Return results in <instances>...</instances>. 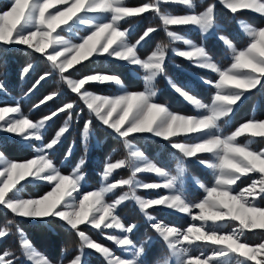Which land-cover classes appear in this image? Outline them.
<instances>
[{"label": "snow or ice", "instance_id": "6c2138e0", "mask_svg": "<svg viewBox=\"0 0 264 264\" xmlns=\"http://www.w3.org/2000/svg\"><path fill=\"white\" fill-rule=\"evenodd\" d=\"M233 14L241 10H252L264 16V0H220ZM164 4H179L188 9L185 14H171L162 9ZM155 13L172 41H182L186 50L173 48L172 51L192 65L210 70L217 75L213 81L203 80L211 85L214 95L210 104L202 103L189 91L169 80L173 89L196 109L203 110L199 115H182L171 111L165 104L156 102L157 78L166 74L168 44H158L154 51L142 59L138 55L141 42L154 27H148L135 41L129 42L130 29L122 24L145 13ZM240 26L248 38L245 47L237 48L226 36H221L231 51V63L222 67L206 51L205 47L170 30V26H192L202 34H208L215 27V5L209 3L203 11H197L196 0H150L140 6H128L127 0H9L5 10L0 11V48L22 45L33 53L46 57L49 71H45L35 81L31 93L42 81L58 74L72 93L87 107L90 114L111 129L128 149L127 156L115 162L111 158L105 162L102 183L98 189L83 191L86 159L81 158L70 174H63L54 162L53 155L58 143L69 130L74 102L66 103L56 111L33 121L22 112L19 102L14 106L0 107V132L12 134L13 144L20 150H33L35 155L22 162L8 159L0 150V206L19 217L39 219L43 224H51L59 219L66 227L75 231L80 239L78 254L69 264H84L85 249L100 254L107 264H143L146 255L145 244L139 246L131 238L135 225L123 223L118 207L125 201L134 200L140 211L150 221H155L149 210L165 207L187 214L192 223L184 229L169 226L161 221L151 224L155 232L166 242L175 264H264V241L251 245L243 241L246 230H264V207L259 206L257 197L264 198V150L256 151L248 143H240L238 138L248 135L251 138H264V120L250 119L240 124L234 131L224 134L222 122L233 113L234 106L250 89H255L264 81V26H254L243 20ZM79 27L84 35L76 40L62 35L72 33ZM107 55L118 61L138 67L143 71L144 88L128 90L123 80L115 74L95 73L81 79H72L69 70L90 57ZM33 68L29 63L22 70L28 74ZM90 83H108L118 88L114 95H97L85 87ZM5 87L0 80V90ZM194 89L189 81L186 85ZM27 95V93H26ZM58 91H53L35 107L53 100ZM67 112L68 119L55 132L50 142L43 141L49 122L60 113ZM92 121L83 126L85 148L92 132ZM151 134L167 141L181 159L176 174L166 171L149 160L141 151L134 150L130 137ZM33 141L40 146L33 148ZM194 141V142H189ZM5 147L0 140V149ZM71 148L65 155H71ZM207 154L211 159H201ZM195 158L211 169L214 177L212 186L203 183L199 187L205 195L198 202L191 201L181 186V176L185 168L183 160ZM130 168L131 175L126 179L109 182L115 170ZM141 173L155 174L162 182H142L137 179ZM258 174L246 188L236 191L235 186L243 176ZM23 182V183H22ZM44 184L50 187L38 198H22L24 185ZM124 189L115 199L110 194ZM166 190V195L155 198H142L137 190ZM198 210V211H195ZM228 222H238L231 231L223 226ZM9 224L12 222L9 221ZM81 225L95 230H118L120 234L106 238L117 245L130 258L117 255L111 248L98 243L81 230ZM19 231V230H18ZM11 228L0 229V238L10 234ZM23 256L32 264H51L40 254L20 231ZM192 247L210 248L211 254L191 255ZM9 251L0 254V264H13ZM162 264H171L165 258Z\"/></svg>", "mask_w": 264, "mask_h": 264}, {"label": "trees", "instance_id": "16d2710c", "mask_svg": "<svg viewBox=\"0 0 264 264\" xmlns=\"http://www.w3.org/2000/svg\"><path fill=\"white\" fill-rule=\"evenodd\" d=\"M140 0H129V3H136ZM205 0L203 3L208 2ZM9 0H0V10L6 9L8 6ZM204 5V4H203ZM168 8L172 12L180 13L183 11V8L180 6L170 5ZM231 11L226 7L222 6L219 3L215 4V23H228L229 27H233L232 24V15ZM241 16L247 21L255 24L262 25L264 18L257 16L248 11H239L236 16ZM149 16V12L144 15L143 20H146V23L154 22L160 24L158 18H145ZM145 24H140L137 26L136 30L129 34L133 38H136L144 29ZM217 30H224L221 26H216ZM196 37V40L199 41V36L194 32L192 34ZM230 36H233L230 34ZM234 37V36H233ZM238 41H241L243 37L239 35L238 38H235ZM158 41H165V34L163 30L159 27L154 31L150 37H148L142 45L138 48V55L144 57L148 54L155 46ZM203 46L206 51L213 57L221 56V51L219 50V43L215 41L214 36H208L204 40ZM168 61H166V74L169 76L175 83L181 85L183 88L188 90L192 95L199 97L204 101H209L212 93V86L209 84H203L200 81H197L196 78L192 76L198 75L204 78H212L214 74L200 69L191 63L187 62L183 57L179 55L170 54L168 56ZM29 63L33 65V68L28 74L22 75V70ZM77 67L73 70H70L68 74L70 76H75L81 74V72L90 71V72H101L107 74H115L119 76L124 84L131 90H139L143 86L142 79L139 75L135 76L130 73L128 70V64L121 63L120 61L114 60L112 58L104 59V57L89 58L86 61H82L80 64L76 65ZM4 70L5 73L2 74L4 82V90L7 93H11L15 96L22 95L28 92V89L32 87L35 81L42 75L45 71H49L46 59H44L41 54L33 53V51L26 46L13 45L9 47L0 48V71ZM1 73V72H0ZM191 73V76H189ZM67 74V73H66ZM67 74V75H68ZM192 81L196 87L194 89H189L186 87L187 83ZM158 83L161 86L156 97V101L159 103L165 104L170 110L182 114H191L193 113V108L173 89L164 85L163 79L160 77ZM262 87V99L261 104L253 110V114L258 117L264 116V82L261 83ZM87 88L92 89L93 91L100 93H109L113 91V84L108 83H90L87 85ZM53 91H58V95L53 98L51 101H47L45 104L40 105L38 108L35 105L44 99L45 96L50 95ZM256 96V91H251L246 98L235 108L232 113V118L229 123V128H232L237 122H242L246 120L251 112V107L255 106L254 97ZM75 98L74 94L69 92L66 87L59 81L57 74L53 73L51 76L47 77L45 81H42L40 85L36 87L26 98H20L19 103L20 107L31 119H37L43 115H47L58 108H61L64 104L70 102ZM3 99L0 102L6 101ZM80 108V106H79ZM78 108V109H79ZM81 112L76 113V109L72 110V118L77 116L76 119V128L73 126L69 128L68 132L62 138L55 148L53 155L54 162L59 166L62 172H67L71 165L74 163V160L79 156L83 155L82 147V128L85 122L89 119L92 121V136L93 143L88 152V157L86 158V164L82 170L85 171L86 175L93 182L89 183V186H94L98 183L97 173L98 170L105 158V156L113 148H122L121 139L115 136L112 132H109L101 124L96 122L95 119L91 118L87 113L85 108L80 109ZM67 116V112L60 113L54 117L46 127L44 132V139H49L51 135L59 128L61 122ZM228 128V129H229ZM81 135V137H79ZM132 140L137 142L146 152V154L159 162L158 156L155 155V150L162 147L161 143L158 140L146 138V143H143V138L141 135H136L130 137ZM0 140L3 141L5 147L1 149L6 155L12 157L13 159H21L30 155L32 152L31 149L26 151H20L12 142V139L2 138L0 134ZM74 142V149L71 151V155L63 161L67 149L70 146V143ZM117 149L115 153L117 152ZM114 152L110 154L111 157H114ZM83 157V156H82ZM81 157V158H82ZM199 173L203 178L205 177L203 171L198 169ZM206 174V173H205ZM208 174V173H207ZM207 178V175L205 179ZM247 181V179H243ZM242 181V183H243ZM46 185L44 184H35L28 183L24 185L23 191H30V193H39L44 190ZM26 195V194H25ZM201 195V190L193 188V191L190 193V197L194 198ZM258 203L261 206H264V198H258ZM156 215L162 213L163 219L165 221L176 224L177 226H184V223L187 221L185 216L177 215L174 213H164L162 210L154 209ZM119 215L122 219L127 222L129 219L136 220L141 219L136 210L135 205H130L129 203H124L120 206L118 210ZM12 223L9 224L8 222ZM131 221V220H130ZM138 228L146 229L148 228L145 221ZM54 225V226H53ZM4 227H10L11 232L4 238H0V254L5 251H9L11 256L7 259L13 260V264H27L24 260L19 258L20 255V244L18 239V233L16 229H22L26 232L27 238L30 240L32 245L43 252V254L51 261L63 263L64 261L70 260L74 255L78 253L79 237L75 231L66 227L62 222L56 220L51 224H43L40 221H33L28 218L19 217L11 213L10 210H7L5 207L0 206V229ZM82 229L88 231L93 238L98 241L109 244L107 240L100 236L93 235L87 227L83 226ZM137 231L136 234H132L131 238L137 243L142 242L143 240L139 238L143 232L142 230ZM149 229V228H148ZM244 239L250 244H258L264 240V230H247L244 235ZM160 241L155 239L151 244L149 250H147L146 255L143 257L144 264H152L155 260L154 257L159 255ZM102 257L94 253H90L87 257L85 264H106L102 261ZM253 264V263H249Z\"/></svg>", "mask_w": 264, "mask_h": 264}, {"label": "rangeland", "instance_id": "374dc122", "mask_svg": "<svg viewBox=\"0 0 264 264\" xmlns=\"http://www.w3.org/2000/svg\"><path fill=\"white\" fill-rule=\"evenodd\" d=\"M205 0H196V4H197V11H203L204 8L209 4V3H213L214 5L216 3H219L221 4L222 6H224L222 3H220V0H209L208 2L206 3H203ZM150 2V0H140L136 3H129V0H127V4L128 6H140L144 3H148ZM204 4V5H203ZM170 5H174V6H180L183 8V11L180 12V13H176V12H172L168 6ZM225 7V6H224ZM162 9L163 11L165 12H169L171 14H185L188 9L184 6H181L179 4H164L162 5ZM5 9H1L0 11H3ZM242 11V10H241ZM244 11H248V12H251L252 14H255L257 16H261L264 18V16L258 14V13H255L254 11L252 10H244ZM147 14V13H145ZM141 15L139 17H136V18H132L130 19L128 22L126 23H123L122 24V28H128L130 29V33L134 32L137 28L138 25L140 24H145V27L143 29V31L136 37V38H133L131 36H128V39H129V42L131 43H135V41L137 39H139V37L143 34V32L148 28V27H154L156 30L160 27L164 34H165V41H158L154 48L148 53L146 54L144 57H141L142 59L146 58L148 55L151 54L152 51L155 50L156 46L158 44H168L169 45V50H168V53H167V57H166V61H168V56L171 54H175L177 55L176 53H174L172 51L173 48L175 49H178V50H186V46L183 44L182 41H172L170 37L167 36V33L165 32L164 30V26L162 25V22L160 21L159 17L153 13V12H149V16H146L145 18H158L159 21H160V24H156L154 22H151V23H146V20L144 21L143 18H144V15ZM233 17H232V24H233V27H229L228 23H220V22H217L215 23V27L210 30V32L208 34H202L198 28H195V27H192V26H170V30L171 31H174L176 32L177 34L179 35H182L184 36L186 39H190L192 40L194 43L198 44V45H202L204 44V40L208 37V36H214L215 38V41L219 43V50L221 51V56H210L213 58L214 61H216L217 63H219L222 67H228L231 63V51L230 49L225 45V43L223 42V40L220 39L221 36H226L228 37L229 39L232 40V42L236 45L237 48H243L246 46L247 42H248V38L246 37L245 33L243 32L241 26H240V23L239 21L243 20L249 24H252L254 26H257V27H260V26H264V21H263V24L262 25H255L249 21H247L245 18L241 17V16H236V14H231ZM216 26H221L222 29L224 30H217L216 29ZM194 32L196 34H198L199 36V41L196 40V37L193 36L192 34H194ZM62 35L66 36L67 38L69 39H73V40H76V42H79L78 41V37L81 36V35H84L86 33H84L79 27H77V29H75L72 33H68V32H63L61 33ZM152 34V33H151ZM150 34V35H151ZM233 35V36H230ZM150 35L148 37H150ZM239 35L241 37H243V39L241 41H238L237 39L235 38H238ZM146 37L145 40L148 38ZM144 40V41H145ZM144 41L141 42V45L144 43ZM22 46V45H20ZM9 47V46H7ZM42 56V55H41ZM43 57V56H42ZM100 57H104V59H107V55L105 54L104 56H100ZM44 59H46V57H43ZM90 58H96L95 54L93 57H90ZM112 59H115V58H112ZM186 60V58H183ZM117 60V59H115ZM118 61V60H117ZM187 61V60H186ZM47 62V60H46ZM121 63H125V62H122L120 61ZM188 62V61H187ZM126 64V63H125ZM47 65H48V68H49V64L47 62ZM77 66L75 65L74 66V69L76 68ZM50 70V68H49ZM73 70V69H72ZM128 70L130 71L131 74L137 76L139 75L142 79V76H143V71L140 70L138 67H133V66H130L128 65ZM70 71V70H69ZM205 71H208L212 74H214V76L212 78H204V77H200L198 75H194L192 74V76L194 78H197V77H200V78H203V80H209V81H215L218 77L215 73H213L212 71L210 70H205ZM0 80L3 81V77H2V74L5 73L4 70L0 71ZM95 73H101V72H90V71H85V72H81V74L79 75H75V76H70L72 79H81L83 78L84 76L86 75H90V74H95ZM53 74V73H52ZM56 74V73H55ZM68 74V73H67ZM107 74V73H106ZM68 75H71V74H68ZM58 76V74H57ZM189 76H191V73H189ZM163 81H164V85L170 87L171 89H173V87L170 85L169 83V80H172L169 76L167 75H162L160 76ZM158 77L157 78V81H156V90H157V93L159 91V89H161V86L159 85L158 83V79L160 78ZM58 79L59 81L60 78L58 76ZM197 81H200L202 82L201 80L199 79H196ZM173 81V80H172ZM142 82H143V79H142ZM174 82V81H173ZM264 82V81H262ZM261 82V83H262ZM61 83L66 87V89L71 92V90L67 87L66 83H64L63 81H61ZM175 83V82H174ZM203 83V82H202ZM177 86L183 88L181 85H178L177 83H175ZM205 84V83H203ZM125 85V84H124ZM87 88V85L85 86ZM125 87L128 89V87L125 85ZM144 88V82H143V86L141 89L139 90H143ZM213 88V87H212ZM88 91L90 92H93L97 95H114V94H117L118 93V88L116 86L113 85V91L112 92H109V93H100V92H96V91H93L92 89H89L87 88ZM184 90H186L185 88H183ZM128 90H131V89H128ZM139 90H131V91H139ZM174 90V89H173ZM256 91V96L254 97V104L255 106L251 107V112H250V115L249 117L242 121V122H237L232 128H229V123H230V120L232 118V113L230 114V117L223 121L222 122V132L224 134H227V133H230L232 131H234L240 124L242 123H245L246 121L250 120V119H257V120H264V116L263 117H258L257 115H254L253 114V110L256 109L257 106H259L261 104V97H262V87H261V84L258 85L255 89H250L248 90L245 95L241 98L240 101L237 102V104L234 106V110L235 108L246 98V96L251 92V91ZM175 91V90H174ZM188 91V90H186ZM176 92V91H175ZM214 92H215V89L213 88L212 90V93H211V97L209 99V101H204L202 99H200L199 97L195 96L197 99L201 100L202 103H205V104H210L211 101H212V97L214 95ZM72 93V92H71ZM177 93V92H176ZM30 93L27 92V95L26 93L22 94V95H18V96H15L11 93H7L6 90H0V101L3 100V99H7L6 101H3L2 103L0 102V107L2 106H5V105H12L14 106L16 102H19L20 98H26ZM74 94V93H73ZM179 96H181L179 93H177ZM191 94V93H190ZM75 98L73 100H71L70 102H74V108L76 109V113H79L81 112L80 109L81 108H85L87 110V113L90 115L91 118L95 119L96 122H98L99 124H101L103 127H105V129L109 132H112L115 136H117L111 129H109L108 127L104 126L101 122H99L95 117L94 115L90 114V112L88 111L87 107L83 104V102L81 100H79L78 98V95L77 94H74ZM182 97V96H181ZM183 98V97H182ZM184 99V98H183ZM185 100V99H184ZM192 108H193V113L191 114H182V113H178V112H175V113H178V114H182V115H199V114H202L203 113V110H198L196 109L190 102H188L187 100H185ZM68 102V103H70ZM157 102V101H156ZM20 104V103H19ZM80 106V108H79ZM79 108V109H78ZM233 110V111H234ZM56 111V110H54ZM172 111V110H171ZM22 112L24 114L25 111L22 110ZM53 112V111H52ZM174 112V111H173ZM27 115V114H26ZM47 115H50L47 114ZM44 116L46 115H43L37 119H32L33 121H36V120H39L41 118H43ZM31 119V118H30ZM68 119V116L65 117V119L61 122V124L59 125V128L63 126V123L64 121ZM76 119H77V116L74 117V119L72 118L71 121H70V124H69V128L72 127L73 125V128L75 129L76 128ZM58 128V129H59ZM229 128V129H228ZM57 129V131H58ZM68 132V131H67ZM66 132V133H67ZM66 133L64 134V136L66 135ZM2 138H8V139H11V135L12 134H6V133H3V132H0ZM55 135V133H54ZM54 135H51V137L49 139H44L43 137V141L45 143L47 142H50V140L54 137ZM142 136V138L144 139L143 140V143L145 144L146 143V138H151V139H155V140H158L162 147L159 148V149H156L155 150V155H157L159 158V162L158 161H155L154 159L150 158L146 152L144 151V149L137 143L135 142L134 140H132L131 138V141H132V144L135 146L134 147V150H138V151H141L145 154V156L151 160L152 162L156 163L158 166L164 168L166 171H169L170 173L172 174H176V171H177V168L178 166L180 165L181 163V159H180V156L178 154V152L175 150V149H172L170 144L167 142V141H164L162 140L161 138H157L151 134H139ZM138 135V136H139ZM64 136L62 138H64ZM81 137V135L79 136ZM118 137V136H117ZM119 138V137H118ZM251 139V147L256 150V151H260V150H264V138H251L249 137L247 134L242 136V137H239L238 140L240 143L244 144V143H248L249 140ZM122 142V140H121ZM189 142H194V141H189ZM93 143V136L92 134L90 135V138L88 140V143H87V148H85V144H84V141H83V128H82V147L84 149L83 151V158H87L88 157V152L90 150V147ZM40 144L39 142L37 141H33V148L35 147H39ZM71 148V150L74 149V142H71L70 143V146L69 148L67 149L66 153L68 152V150ZM117 148H113L111 149V151L105 156L99 170H98V173H97V178H98V183L95 184L94 186H89V183L90 182H93L85 173V171L83 170L84 174H85V178L82 182L83 184V191H91V190H95V189H98L100 186H101V183H102V172H103V168H104V164L106 161L109 160V158H111V162H115L119 159H122V158H125L127 156V153H128V149H126L124 146H123V143H122V148H118L117 149V152L115 153ZM1 150V149H0ZM114 152L115 155L114 157H111L110 154ZM4 155L8 158V159H12V160H16V161H24L26 159H30L32 158L35 153L34 151L32 150V152L30 153V155L26 156L25 158H21V159H13L12 157L6 155L4 153ZM66 155V154H65ZM82 156H79L77 159L74 160V163L71 165V167L69 168V170L67 172H62L63 174L67 175V174H70L72 172V169L76 166V164L78 163V161L81 159ZM201 159H205V160H208V159H211V157L207 154H203L201 155L200 157ZM66 160L65 159V156H64V159L63 161ZM87 160V159H86ZM183 164H184V168H185V171L183 173V175L181 176V186L185 189L186 191V194L188 196V198L193 201V202H198L200 199L203 198V196L205 195L204 191L202 188L199 187V184L197 183V181H199L200 183H203L204 185L206 186H212L214 180H213V177H214V174L212 172L211 169L207 168L206 166L202 165L201 163L198 162V160H196L195 158H186L183 160ZM57 165V164H56ZM57 167H59L57 165ZM198 169H201L203 171V174L204 176L206 177L207 175V178L205 179V177L203 178L199 173H197ZM206 173V174H205ZM208 173V174H207ZM131 175V169L130 168H127V167H124V168H121L119 170H115L113 175L110 177V180L109 182H114L116 180H119V179H126L128 176ZM247 179V181H243V179ZM137 179L142 181V182H162L160 178H158L155 174H150V173H141V174H138L137 175ZM254 179H258V174H248L246 176H243L241 178L240 181L237 182V186H235L236 188V191H239L240 189H243V188H246L248 185L251 184L252 180ZM243 181V183H242ZM23 183V182H22ZM193 188H196V189H200L201 190V195L200 196H196L194 198H191L189 195L190 193L193 191ZM24 189V188H23ZM50 190V187H46L44 190H42V192H39V193H30V191H23L20 193L21 197L22 198H25V199H28V198H38L40 195H43L46 191H49ZM124 189H117L115 190V192L113 194H110L108 199L109 200H112V199H115L116 197H118L122 191ZM26 194V195H25ZM167 194V191L166 190H163V189H160V190H142V189H138L137 190V195L141 196L142 198H155L159 195H166ZM258 198L257 197V201H258ZM124 203H129L130 205L134 204L136 206V210L137 212L141 213V216L140 218L141 219H136V220H132V219H129L127 222H123L125 223L126 225H132L134 224L135 225V228H134V231L131 233V235L134 233L136 234L137 231L139 233V230L141 228H138V226H140V224L142 223L141 221H145V224H147L148 228L146 227L147 230L145 229H141L143 234L139 237L141 238L143 241L142 242H139L137 243V241H134L136 243L137 246H139L140 244L144 243L145 244V248H146V252L147 250H149L151 244L153 243V241L155 239H158L160 241V253L159 255H157L154 260V264H162V261L165 259V258H169L170 261H171V264H175V257H172L171 254H170V251L169 249L167 248V244L166 242L155 232V230L151 227V224L153 222H156V221H161L169 226H174V227H178V228H181V229H184L188 226L189 223H192L191 221V218L187 215V214H182V213H179L178 211H175V210H172V209H168V208H165V207H155L153 209H150L149 212L150 214L155 217V221H150L148 219V217H146L139 209V206L137 205V203L134 201V200H128V201H125ZM261 206V205H259ZM261 207H264V206H261ZM162 210L164 213H167V212H170V213H174V214H177V215H181V216H185L187 218V221L184 223V226H177L176 224H173V221L171 222H168V221H165L162 216V213H159L156 215V211L154 210ZM8 210V209H7ZM195 211H198V210H195ZM120 217V216H119ZM121 220L122 217H120ZM30 220H33V221H40L39 219H35V218H28ZM59 221V219H57ZM131 220V221H130ZM238 224V222H228L226 225L223 226L224 230L225 231H231L233 227H236ZM54 226V225H53ZM83 226H85V228L87 227V229H89L91 231V233L93 235H96V236H100L102 238H104L105 240H107L109 242V244H105V243H102L100 241H98L97 239L93 238L92 235L86 231L85 229H82ZM19 230V231H18ZM81 230L85 231L87 235H89L90 237H92V239H94L95 241H97L98 243H101L109 248H111L117 255H121L123 256L124 258H130V256L128 254H125L122 252V250L117 246L115 245L113 242L109 241L106 236L107 235H112V234H120L118 232V230H105L104 232H101L99 230H95L93 229L92 227L90 226H86V225H81ZM17 233H18V239H19V244H20V241H21V235H20V231L23 232L24 236L27 238L26 236V232L22 229H16ZM247 231V230H246ZM245 231V232H246ZM28 239V238H27ZM29 240V239H28ZM80 240V239H79ZM30 241V240H29ZM243 241L244 242H247L244 238H243ZM264 241V240H263ZM248 243V242H247ZM32 244V243H31ZM250 244V243H249ZM251 245H256V244H251ZM80 246V241H79V245H78V248ZM35 248V247H34ZM36 249V248H35ZM40 254H42L45 258H47L42 251L36 249ZM20 255H19V258L24 260V262H26L27 264H32V261L28 260L26 257L23 256V253H22V248L20 246ZM90 253H94L98 256H101L100 254L96 253L94 250H90V249H85V252H84V256H83V260H84V264L87 260V257ZM200 253H204V255H209L211 254V249L210 248H204V247H192L190 249V254L191 255H199ZM78 254V253H77ZM75 257V255L70 259V260H67V261H64L63 263H60V262H54V261H51L48 260L51 262V264H69V261H71L73 258ZM102 257V256H101ZM102 261L105 262L107 264V261L102 257ZM258 259H264V257H260L258 256ZM249 263H253V264H256L255 261H249ZM228 264H235V260L234 259H230L228 260Z\"/></svg>", "mask_w": 264, "mask_h": 264}]
</instances>
